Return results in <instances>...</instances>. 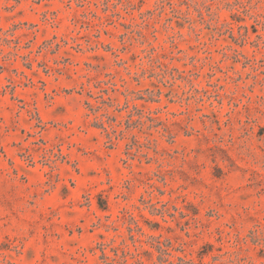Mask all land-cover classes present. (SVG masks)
I'll list each match as a JSON object with an SVG mask.
<instances>
[{
  "label": "rangeland",
  "instance_id": "374dc122",
  "mask_svg": "<svg viewBox=\"0 0 264 264\" xmlns=\"http://www.w3.org/2000/svg\"><path fill=\"white\" fill-rule=\"evenodd\" d=\"M0 264H264V0H0Z\"/></svg>",
  "mask_w": 264,
  "mask_h": 264
}]
</instances>
